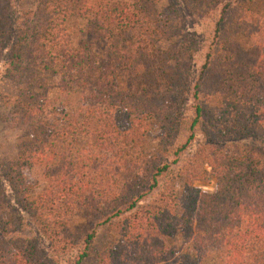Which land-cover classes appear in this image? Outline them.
Returning a JSON list of instances; mask_svg holds the SVG:
<instances>
[{"label":"trees","instance_id":"1","mask_svg":"<svg viewBox=\"0 0 264 264\" xmlns=\"http://www.w3.org/2000/svg\"><path fill=\"white\" fill-rule=\"evenodd\" d=\"M29 1L22 22L0 8L18 86L0 121L26 131L0 161V264H264V0H181L218 15L194 85L165 0ZM75 20L102 51L75 43ZM79 216L112 240L96 252Z\"/></svg>","mask_w":264,"mask_h":264},{"label":"rangeland","instance_id":"2","mask_svg":"<svg viewBox=\"0 0 264 264\" xmlns=\"http://www.w3.org/2000/svg\"><path fill=\"white\" fill-rule=\"evenodd\" d=\"M133 1V0H127ZM233 4L237 0H228ZM13 8L15 17L21 18V22L25 21V14L28 12H34L36 5L29 0H10L0 4V8L7 9ZM172 7H176L179 12L184 16L183 35L188 37L194 46V59H193V71H192V84L196 83L199 71L205 62V57L208 52L209 46L214 37L215 23L218 19V15L212 17L205 16V10L199 9L196 11H190L186 9L181 0H165L160 5V10L169 12ZM219 13V12H217ZM20 22V23H21ZM70 31L74 36L76 44L86 45L91 51L99 52L104 48V42L90 34L87 30L86 23L84 21L75 20L70 25ZM9 33V34H7ZM5 39L0 38V115L9 117L10 106L8 100L10 97L16 95L18 86L5 79L4 65L6 63V55L8 46L13 38V33L10 29L4 34ZM188 105L192 106V100L188 101ZM26 137V131L24 128L18 126L12 119L0 121V161H9L18 157L19 144ZM28 179L34 184L43 186L45 181L42 176V171L39 168H33L27 173ZM197 187L203 191L214 193L216 190V181L210 180L204 183H197ZM74 229L83 234H91L93 231L97 234L94 248L95 251H99L103 246L107 245L112 240V234L105 227L97 226L95 220L91 217L79 216L74 220ZM28 228L26 232H30ZM95 253L85 261L83 264H95ZM75 256L72 255L65 260L61 261V264H66L68 259H72Z\"/></svg>","mask_w":264,"mask_h":264}]
</instances>
